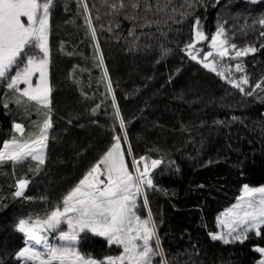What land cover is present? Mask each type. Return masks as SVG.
Here are the masks:
<instances>
[{"label": "trees", "instance_id": "1", "mask_svg": "<svg viewBox=\"0 0 264 264\" xmlns=\"http://www.w3.org/2000/svg\"><path fill=\"white\" fill-rule=\"evenodd\" d=\"M111 2L88 0L89 9L85 10L77 0H58L52 11L49 77L53 127L47 159L39 172L35 170L37 162L30 159L17 163L14 170L11 161L0 164V264H18L14 253L25 240L14 227L17 218L47 206L39 199L14 197L15 181L30 179L26 196L60 200L114 142L112 125L123 135L125 129L120 128L115 115L117 105L128 132V140L122 144L130 142L133 148L126 152L127 160L129 154L132 158H165L152 174L167 193L150 192L149 199L162 221L159 233L174 264H257L260 256L252 246H264V239L250 234L243 243L225 244L212 240L209 233L219 230V214L235 203L244 183L264 184V91L257 89L253 96H245L183 49L194 40L196 16L201 17V27L209 36L214 34L218 19L226 20L225 26L236 33L234 42L239 46L253 43L258 48L256 53L239 58L250 81L264 77V48H260L264 38H257L258 31L246 35L240 31L246 19L251 24L264 13V0L255 4L235 0L227 8L222 7L226 0H207V8L200 6L180 22L169 20L160 25L145 24V15L155 21L164 14L153 16L155 7L146 13L144 0H140L139 9L129 5L119 11L111 9ZM172 2L179 7L184 0ZM237 11H250L252 16L236 17ZM89 14L95 37L85 22ZM161 45L170 51L165 53ZM224 60L233 65L228 74L239 76L234 67L237 59ZM6 95L10 98L7 108ZM36 106L27 102L18 105L15 94L0 84V148L13 134L19 136L13 130L14 120L25 125V136L36 130L33 122L45 118ZM233 116L240 119L233 120ZM181 122L189 130L182 129ZM142 212L146 213L145 208ZM83 247L97 257L114 254L118 248H109L105 239L96 236Z\"/></svg>", "mask_w": 264, "mask_h": 264}, {"label": "snow or ice", "instance_id": "2", "mask_svg": "<svg viewBox=\"0 0 264 264\" xmlns=\"http://www.w3.org/2000/svg\"><path fill=\"white\" fill-rule=\"evenodd\" d=\"M104 2L109 3V0ZM215 2L219 3V0ZM234 2L235 0H226L222 7L227 8ZM248 2L255 4L258 0ZM57 3L58 0H0V84L15 94L18 105L25 99L35 102L45 115L39 123L33 122L37 130L27 136L25 125L13 121L14 133H19V136L13 134L10 139L3 141V147L0 148V164L11 161L13 170L17 163L30 159L37 162L35 170L39 172L47 159L50 130L53 127V85L49 77L50 18ZM77 3L85 10L89 9L88 0H77ZM129 5L133 9L141 7L140 0H128V4L125 0H112L110 3L111 9L116 11ZM200 6L207 8V0H184L179 7L172 0H163V3L156 0L155 5L152 0H144L146 13L155 7L153 16L157 13L164 14L162 19L155 21L145 15V24H167L169 20L180 22ZM241 15L252 16V12L234 13L236 17ZM127 18L136 19L135 16ZM85 22L89 24L95 37L96 29L92 26L90 14L86 16ZM226 23V20L218 19L214 34L209 36L201 27V17L196 16L193 25L195 39L186 43L183 50L192 60H198L204 68L223 77L245 96H253L257 89L264 91V77L255 82L250 81V76L245 71L246 65L239 59L249 53H256L258 48L253 43L239 46L232 39L236 33L230 32ZM257 24L261 27L257 28ZM158 30L167 35L162 29ZM240 31L244 35L248 31H258L257 38H264V13L258 19H253L251 24L246 19ZM199 41H208L210 50L201 52L197 47ZM161 48L165 53L170 51L163 45ZM260 48H264V43L260 44ZM225 57L237 59L234 67L240 73L239 76L228 74L233 65L225 61ZM99 60L103 65V53ZM104 74L107 76V68L104 69ZM111 87L109 79V90ZM9 99L6 95L5 108L8 107ZM115 99L113 93L114 102ZM115 115L119 119L120 128L125 129L123 135L116 133L115 125H112L114 142L60 200L52 202L46 195L26 196L30 179L23 177L15 181L14 197H23L29 201L39 199L47 205L41 211H33L17 218L14 227L25 238L24 246L14 253L18 264H174V259L167 255L159 233L158 225L162 221L157 219L149 199L150 192L159 190L167 193V189L155 182L152 174L153 169L165 158L133 156L129 164L126 152L131 153L133 148L130 142L127 149L122 145V140H128V132L118 105ZM232 119L240 118L233 116ZM181 124L182 129L189 130L187 125L183 122ZM168 163L173 161L169 160ZM144 208L147 209L146 215L142 212ZM218 220L221 231L210 232L212 240L225 244L243 243L251 238L250 234L264 239V184L253 186L244 183L237 202ZM93 236L104 238L109 248H118L113 250L114 254L97 257L83 247ZM252 247L260 256L257 264H264V246L254 244Z\"/></svg>", "mask_w": 264, "mask_h": 264}, {"label": "rangeland", "instance_id": "3", "mask_svg": "<svg viewBox=\"0 0 264 264\" xmlns=\"http://www.w3.org/2000/svg\"><path fill=\"white\" fill-rule=\"evenodd\" d=\"M24 19H26V18H24ZM194 39H195V35H194ZM204 43H206L205 45H202V44H204ZM197 47L200 49V51L201 52H204V51H208V50H210V45H209V42L208 41H199V42H197ZM215 55V54H214ZM196 61H198V60H196ZM199 62V61H198ZM203 66V65H202ZM23 86V85H22ZM24 102H27V103H35V102H28L26 99H25V101ZM36 105V104H35ZM37 107V109L39 108V113H40V116H44V111H43V109L40 107V106H36ZM36 130H37V127H36ZM35 130V131H36ZM19 134V133H18ZM27 136V135H26ZM123 145V144H122ZM123 147L125 148V147H127V143L125 142V146L123 145ZM126 159H127V157H126ZM131 161H132V156L129 154V159H128V162H129V164H131ZM134 170V169H133ZM154 170V169H153ZM242 189V188H241ZM240 194H241V191H240ZM240 196V195H239ZM238 196V197H239ZM237 200H238V198H237ZM237 200L235 201V203L237 202ZM234 203V204H235ZM234 204H232V205H230V206H228L227 208H225L220 214H219V216H218V218H220V217H223L224 216V214L226 213V211L228 210V209H230ZM145 215L147 214V209L145 208ZM144 214V213H143ZM218 218H217V224H218V228H219V230L218 231H221V225H220V223H219V220H218ZM226 230V229H225ZM22 235H23V237H24V234L22 233ZM102 238V237H101ZM104 239V238H103ZM24 240H25V238H24Z\"/></svg>", "mask_w": 264, "mask_h": 264}]
</instances>
